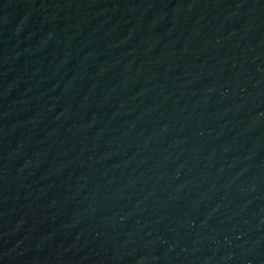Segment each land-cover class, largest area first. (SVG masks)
Returning a JSON list of instances; mask_svg holds the SVG:
<instances>
[{
    "label": "water",
    "instance_id": "95a60500",
    "mask_svg": "<svg viewBox=\"0 0 264 264\" xmlns=\"http://www.w3.org/2000/svg\"><path fill=\"white\" fill-rule=\"evenodd\" d=\"M0 264H264V0H0Z\"/></svg>",
    "mask_w": 264,
    "mask_h": 264
}]
</instances>
